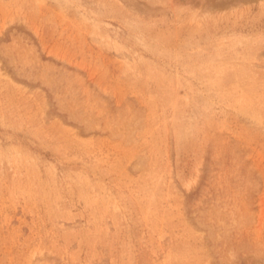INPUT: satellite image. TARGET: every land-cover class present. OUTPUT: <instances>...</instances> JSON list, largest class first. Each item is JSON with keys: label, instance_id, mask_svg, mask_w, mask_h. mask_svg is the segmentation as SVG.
<instances>
[{"label": "rangeland", "instance_id": "374dc122", "mask_svg": "<svg viewBox=\"0 0 264 264\" xmlns=\"http://www.w3.org/2000/svg\"><path fill=\"white\" fill-rule=\"evenodd\" d=\"M0 264H264V0H0Z\"/></svg>", "mask_w": 264, "mask_h": 264}]
</instances>
